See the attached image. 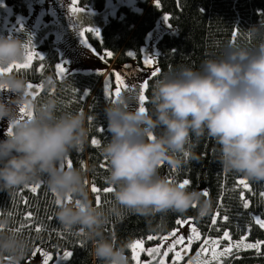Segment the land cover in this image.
<instances>
[{"label": "clouds", "instance_id": "clouds-1", "mask_svg": "<svg viewBox=\"0 0 264 264\" xmlns=\"http://www.w3.org/2000/svg\"><path fill=\"white\" fill-rule=\"evenodd\" d=\"M243 41L227 43L199 68L183 65L174 75L155 79L151 108L129 107L125 95L105 104L109 136L99 151L108 161L104 179L113 187L107 206L90 200L86 169L59 166L72 150H83L89 116L82 108L62 110L55 95L33 97L23 74L0 72V90L11 94L0 98V121L11 124V132L0 138V191L43 179L53 194L56 220L90 242L92 257L100 264H130L127 244L103 233L110 217L119 219L125 211L144 217L183 214L192 206L198 217L211 211L201 191L159 172L162 162L179 168L185 153L197 159L195 142L201 137L218 146L225 172L264 181V21L245 28ZM25 51L19 37L0 35V67L21 61ZM39 85L47 92L57 81L48 73ZM20 107L30 116L21 118ZM12 219L0 214V264H21L31 247L9 227Z\"/></svg>", "mask_w": 264, "mask_h": 264}, {"label": "trees", "instance_id": "trees-1", "mask_svg": "<svg viewBox=\"0 0 264 264\" xmlns=\"http://www.w3.org/2000/svg\"><path fill=\"white\" fill-rule=\"evenodd\" d=\"M3 2L14 14L24 15L27 11L26 0ZM104 3L105 0H78L79 6L94 9L102 8ZM164 14L168 15L169 20L156 42V66L160 68V72L156 77L149 79V85L145 90L147 96L145 106L148 108H151L149 98L151 85L155 79L161 75H174L183 65L199 68L203 59L218 56L227 43L244 42V29L258 20L264 21V0H136L133 5L117 7L115 14L101 27L98 39L92 38L90 33L87 35L96 50L105 52L107 65L113 63L119 68L123 64L133 63L140 66L141 46L145 37ZM233 31L236 32L235 37L232 35ZM51 36L49 35L39 45L43 50V60L34 58L29 69L13 71L23 74L28 83L35 84H39L43 75L53 74L57 87L47 92L39 89L36 98L55 95L62 110L82 108L86 116L93 118L91 122L87 121L90 132L83 150H72L67 157L72 160V167L86 169L89 198L96 204L95 195L91 192L92 183L95 182L101 188L111 185L104 179L108 172V161L99 151V145H91L90 140L93 136H96L100 143L108 139L103 108L113 97H106L104 94L105 86L101 82L103 73L68 72L63 78H58L55 65L59 56ZM247 43L251 46L254 41L248 40ZM105 50L111 51L112 56H107ZM128 52H132L133 55L129 56ZM109 81L111 91L113 79L110 72ZM98 129H103L102 135L98 134ZM217 148L211 138L201 137L195 142L194 152L197 159L184 155V162L179 168L173 169L166 162H162L159 168L160 174L170 180L180 183L188 179L189 188L201 191L202 197L211 202V211L207 215L198 217L196 207L192 206L183 214L167 212L157 213L152 217L125 211L119 219L110 217L106 221L103 227L104 235L110 236L117 243L127 244L126 254L130 264H134L129 248L133 241L142 240L146 245L157 243L181 218H193L202 237L220 240L223 231L227 230L232 241L239 240L243 235L248 243L264 242V229L260 228L254 219V217L264 219V197L260 195L264 191V181L247 180L249 189L237 185L236 181L244 177L222 169L217 159ZM100 161H104L107 167L100 168ZM36 183L42 185L36 194L24 186L0 191V214L11 212L13 216L10 228H18L21 223L26 224L24 213L28 211L33 213L32 224L18 232L31 245L22 261H25L34 250L42 249L51 253L52 258L65 250L72 253L59 264H100V261L89 253L91 247L89 241L78 232L66 230L58 223L54 216L53 194L44 180ZM205 189L207 195L203 194ZM242 191L243 199L240 195ZM101 196L100 206L112 203V192L106 195L101 192ZM243 200L248 201L247 208L243 206ZM214 214L217 215L215 225L211 220ZM37 224L42 225L40 231L35 229ZM149 236L153 238L148 239ZM202 242L203 239L194 242L190 254L177 264H188L189 257ZM209 264H217V261L211 260ZM219 264H264V244H261L259 251L248 248L233 249L228 256L220 258Z\"/></svg>", "mask_w": 264, "mask_h": 264}, {"label": "rangeland", "instance_id": "rangeland-1", "mask_svg": "<svg viewBox=\"0 0 264 264\" xmlns=\"http://www.w3.org/2000/svg\"><path fill=\"white\" fill-rule=\"evenodd\" d=\"M136 0H105L104 6L100 9H94L92 7H78L84 8L85 10L79 13H71L69 11V5L71 0H26L27 11L24 15L14 14L9 6H7L3 0H0V35L6 36H16L19 37L21 41L27 43L31 41L30 47H34L36 52H39L43 56V50L40 49V43L46 39L49 35L51 36V41L58 51V62L61 60L66 61L63 65L66 68V73L68 72H80V73H97V69L100 70L99 73H103L101 82L105 86L107 80L108 87L110 89L109 81V72L112 73L113 87L116 86L115 74L122 73L125 79V83L129 88H132V91L122 90L121 95H125L129 101V107L138 106V94H139V84L142 83L146 78H148V73L146 72L143 59L145 56L154 57L155 66H156V56L157 48L156 42L160 38L161 34L165 30L167 23L163 20L164 15H162L155 23L154 27L148 32L145 37L144 43L141 46V65L137 66L133 63L123 64L121 67L114 66L113 63L107 65V60L104 51H98L94 48L93 44L90 42L87 33H90L92 38L98 39L100 37L96 36L95 33L86 32L85 39L88 44L92 46L89 48L85 46L79 35L78 29L80 27H95L99 31L105 21L115 14V11L118 6L121 5H133ZM92 49H95L93 51ZM103 57V58H102ZM56 72V69H55ZM65 75V74H64ZM63 75V76H64ZM57 76V75H56ZM33 89L30 91L36 90L35 84ZM135 86V87H133ZM38 92V91H37ZM10 93L0 90V98H4ZM7 121H0V128L6 130L8 127ZM6 135V131H0V138ZM65 167H67V161L65 160ZM185 220L190 222V225H195L194 220L191 217L185 218ZM181 226H175L173 229H177L181 236H187L189 234V228L183 227L180 230ZM172 229V230H173ZM171 230V231H172ZM169 231V232H171ZM168 232V233H169ZM168 233L161 236V239L154 244L146 245L142 241V247L145 251L139 252V264H160L159 256L162 255V252H158L155 255L156 259H153L146 251L147 248H158L166 249L172 243V237L168 236ZM239 241V240H236ZM236 241H232L235 243ZM196 242L195 240L193 243ZM229 241L224 240L223 237L219 240L216 245L218 250H222L223 247H226ZM244 243H248L244 240ZM204 244L202 242L197 249ZM192 247V246H191ZM240 248L246 249L241 246ZM238 248V249H240ZM180 245L175 246V250H179ZM197 249L189 257V260L193 261V264H196L198 260L211 261V252L201 253L200 256H197ZM233 249H237L233 247ZM232 249V250H233ZM42 250V249H41ZM191 248L188 249L182 259L189 255ZM47 253L44 250L36 251V254L33 253L21 264H43V255ZM174 255V251L170 252L168 256L164 258L165 264H172L173 261L171 256ZM67 259V258H66ZM63 258V253L57 255L55 258H52L49 263L59 264L66 260ZM220 262V258H219ZM135 264V262L133 261Z\"/></svg>", "mask_w": 264, "mask_h": 264}, {"label": "snow or ice", "instance_id": "snow-or-ice-1", "mask_svg": "<svg viewBox=\"0 0 264 264\" xmlns=\"http://www.w3.org/2000/svg\"><path fill=\"white\" fill-rule=\"evenodd\" d=\"M78 0H71V3L69 5V11L71 13H79L84 11V8L78 7ZM163 20L167 23V21L169 20L168 15H164ZM170 27V25H169ZM86 32H92L95 33L96 36L100 35V31L98 28L95 27H80L78 29V35L82 41V43L89 47L92 48V46L90 44H88L87 40L85 39V34ZM233 37L236 36V32L233 31ZM31 45V41L29 40L27 43H25V55L23 57V59L21 61L18 62H14L12 64H9L7 67H0V72H11L13 71V69L15 70H27L32 66V61L34 58H39L40 60H43V56L40 55L39 52H36L34 50V47H30ZM93 51H95V49H92ZM106 51V55L107 56H112V52L111 51ZM143 51V49L141 50ZM129 56H132L133 53L132 52H128ZM103 58V57H102ZM66 63V61L61 60L60 62L56 63L55 65V69H56V75L58 78H63V75L66 74V68L63 66ZM143 63L145 65V69L146 72L148 73V78H146L142 83L139 84V94H138V106L140 108L141 111L145 110V101L147 99L146 96V88L149 85V79L150 78H154L158 75V73L160 72V68L158 66H155V61H154V57L152 56H145L143 59ZM42 67V66H41ZM100 70L97 69V73H99ZM123 74L122 73H116L115 74V81H116V86L113 90H109L108 87V83L107 80L105 82V87H104V94L106 97L111 96L113 97L112 102H115L116 100H118L121 97V92L122 90H128V91H132V88H129L128 85L125 83V79L122 78ZM34 85L32 83L28 84V88L33 89ZM135 87V86H133ZM35 89L31 92V95H33V97H36L37 95V91L39 89H41L40 85H35ZM73 91H75V89H73ZM86 95V93H85ZM81 99H83V96L80 97ZM19 114L21 116V118H23L24 116L28 115L30 116V113H26L25 109L23 107H20L18 109ZM92 117L89 116V121H92ZM0 131L4 132L6 131V134H9L11 132V124H8V127L6 130L0 128ZM98 134L103 133V129H98L97 130ZM149 138H151V134H149ZM91 145L93 146H98L100 144V140L97 139L96 136H93L90 140ZM185 156H187V153H185ZM65 160L67 161V167H72V160L68 157H66L64 160L59 162V166L60 167H65ZM105 160H107V158L105 157ZM81 165L83 166V162L81 161ZM100 168H105L107 167V165L105 164L104 161H100L99 164ZM175 167H173L174 169ZM87 183V182H86ZM190 183V181L188 179H184L180 182L181 186L184 185H188ZM237 185L242 186L244 189H249V183L247 182L246 178H240L236 181ZM41 184L40 183H36V184H26L24 185V188L28 189L31 193L36 194L38 192V190L41 188ZM113 191V187L111 186H103L98 187L96 185L95 182L92 183L91 185V192L95 195V202L97 206H100V204L102 203V196H101V192L103 194H108L111 193ZM204 195H207V190H204ZM241 198L243 199L244 197V192L242 191L240 193ZM260 195L262 197H264V191H262L260 193ZM70 199V197H69ZM57 203H59V201H57ZM243 206L245 208H247L248 205V201L247 200H243ZM9 214L11 215L12 213L9 212ZM32 217H33V213L31 211L25 212L24 213V220L27 222L25 223H21V225L18 228H14L12 230L14 231H21L24 227L26 226H30L32 224ZM51 219V217H49V220ZM224 219L226 220L227 217H224ZM256 224L259 225L260 228L264 229V219H261L260 217H254ZM212 220V224L215 225L217 222V215H213L211 217ZM177 226H181L180 230H182L183 227H188L189 228V234H187L186 238L185 236H181L179 234V231L177 229H173L171 232L168 233V236L172 237V243L166 248V249H158V248H147L146 251L149 255H151L153 257V259H156L157 256L155 255L158 252H162L163 254L160 255L158 258L160 260V264H165L164 258L166 256L169 255L170 252L174 251V255L171 256V259L173 261V264H177V262H180L182 260V257L184 256L185 252L191 248L193 241H200L201 239L204 240V244L201 245V247L199 249H197V256H200L201 253H208L211 252V257L210 259L212 261H217V264H219V258L221 257H226L228 256L233 247L235 248H240L241 246L248 248V249H256L257 251H259V248L261 246V244H264V242L262 241H256L254 243H244L245 240V236H241L239 241H236L235 243L231 242L230 239V233L227 230L223 231V239L229 241V243L227 244L226 247H223L222 250H218L216 245L219 242V238L217 239H210L208 237H202L200 232L198 231L197 227L195 225H190V222L181 218L178 219L176 221ZM42 225L37 224L35 225V229L36 231H40L41 230ZM152 236H149L148 239H152ZM176 245H180V249L179 250H175V246ZM130 252H131V259L135 262V264H139V252L145 251V249L142 247V241L141 240H136L133 241L130 245ZM36 251H42L41 249H36L33 252V255L36 254ZM72 255V253L70 251L65 250L63 252V258H68ZM52 259V254L51 253H45L43 255V264H49V261ZM188 264H193L192 260L188 261ZM196 264H209V261L207 259L205 260H198L196 262Z\"/></svg>", "mask_w": 264, "mask_h": 264}]
</instances>
